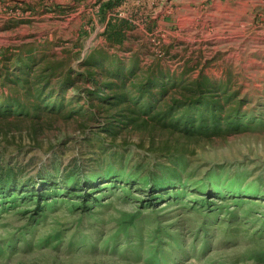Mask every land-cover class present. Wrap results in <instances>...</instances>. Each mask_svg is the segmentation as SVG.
<instances>
[{
  "label": "rangeland",
  "instance_id": "rangeland-1",
  "mask_svg": "<svg viewBox=\"0 0 264 264\" xmlns=\"http://www.w3.org/2000/svg\"><path fill=\"white\" fill-rule=\"evenodd\" d=\"M4 105L0 264H264V0H0Z\"/></svg>",
  "mask_w": 264,
  "mask_h": 264
},
{
  "label": "trees",
  "instance_id": "trees-1",
  "mask_svg": "<svg viewBox=\"0 0 264 264\" xmlns=\"http://www.w3.org/2000/svg\"><path fill=\"white\" fill-rule=\"evenodd\" d=\"M56 105L49 107V109H55ZM152 105L153 104L149 105V107L151 108ZM185 105L186 110L183 111L182 115L176 120H174L175 117L173 116L172 110L164 112L163 124L168 123L166 122L167 119L174 120V122L169 121V123L189 135L208 134L210 129L217 130L221 127L222 122L219 109L222 105L212 100L206 93H202V96H200V98L195 100L193 103H186ZM19 107V112L27 113L30 111L27 107ZM12 109L14 110V108L10 105L0 107V115L8 116L9 114H14ZM111 174L112 172H108L106 177H110ZM22 179L23 178L18 177L17 175L15 176L12 173V169L4 167L0 168V195H6L9 191H13L12 193H14L16 191L15 188L25 187L26 184L22 185ZM148 187H151V185L148 184ZM152 187L153 192H159L165 189V183L164 181L158 180L157 182H154ZM33 188L35 191H38L35 194L40 197L42 194V188L36 186V184L35 186L33 185Z\"/></svg>",
  "mask_w": 264,
  "mask_h": 264
}]
</instances>
